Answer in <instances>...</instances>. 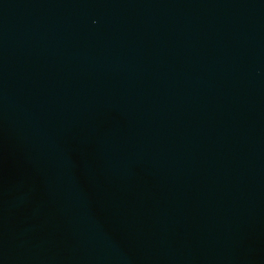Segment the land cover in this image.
Segmentation results:
<instances>
[{
    "label": "water",
    "instance_id": "95a60500",
    "mask_svg": "<svg viewBox=\"0 0 264 264\" xmlns=\"http://www.w3.org/2000/svg\"><path fill=\"white\" fill-rule=\"evenodd\" d=\"M0 264H264V0H0Z\"/></svg>",
    "mask_w": 264,
    "mask_h": 264
}]
</instances>
